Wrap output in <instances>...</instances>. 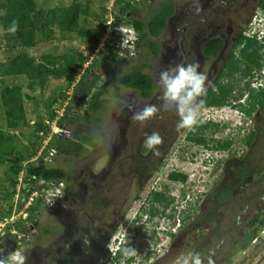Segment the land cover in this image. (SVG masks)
I'll use <instances>...</instances> for the list:
<instances>
[{
	"label": "rangeland",
	"instance_id": "374dc122",
	"mask_svg": "<svg viewBox=\"0 0 264 264\" xmlns=\"http://www.w3.org/2000/svg\"><path fill=\"white\" fill-rule=\"evenodd\" d=\"M35 1L39 9H49L60 8L73 0ZM80 1L83 11L80 29L83 32L63 35L56 25L53 38L47 40L39 31L38 43L31 51L38 58L44 53H82L87 56L88 61L99 68L96 72L97 84L104 87L102 98L105 101L98 111H87L89 97L82 99L84 102L77 107L75 99L81 100V89L77 88L80 76L72 82H68L65 77L50 76L44 84H37L32 88L28 87V79L25 76L0 77L1 88L6 85L22 87L27 118L25 125L9 129L0 92V130L15 135L16 152L25 156L19 163H0V235L15 227L25 230L23 225L12 226L21 221L24 218L23 213L28 210L25 208L27 193L22 190L25 180L29 179L25 167L28 163L41 160L47 166L62 167L67 171L69 186L66 191L71 190L68 194L73 191L71 185L81 184L76 193L80 205L88 206L91 189L89 176L94 175L99 189L102 190L101 186H105L104 193L107 197L122 201L121 218L124 227L152 186L157 189L165 184L170 195L174 197L171 211H174L175 220H159L160 227L156 229L159 243L154 245L155 254L152 255H160L158 264H190L192 256L197 253L200 255L201 264H264V228L259 229L254 238V227L249 225L251 220L264 214V108L255 109L249 118L239 108L232 106L202 108L199 119H210L219 124L215 130L206 131L208 145L188 139L186 135L189 129H176L180 119L178 113L161 114L159 118L156 115L144 122L131 120L133 112L145 104H153L158 112L160 111L163 98L162 86L157 83L159 73L169 66L183 63L181 52H175L174 59L170 58V54L180 34L177 27L182 25V22L179 23L180 19L176 22V18L184 10L186 0H130L127 4L128 10L142 21L152 19L161 10H175V2L177 10L175 15L168 18L166 29L159 36L151 37L162 46L159 56L152 55L146 38H143L138 44L137 53L125 59L120 50L110 46L113 44L115 47V38L109 37L103 42L104 34H100L104 20H101L98 14L105 8V18L106 10L112 3V9L118 11L120 4L117 5V0H91L89 4L85 0ZM4 13L0 9V62L6 61L19 51L9 48L3 37L1 18ZM106 64L116 67L112 70L105 67ZM148 65H151V68ZM135 70L148 71L154 78L156 89L150 99L142 100L139 90L125 86V78ZM208 81L212 83V79ZM205 83L207 85L208 82ZM257 86L258 83H255V87ZM54 97L59 98L56 103L59 110L51 120L48 103ZM65 105L72 107V115L69 113L63 123L72 132L71 140L67 142L84 141L85 150L80 155L68 156L59 151L53 152V147L48 145L50 141L59 142L56 135L59 125L56 121L61 118L60 110L66 108ZM38 122L43 125V134L41 131L39 133L45 135L43 139L35 133ZM240 123L243 124L242 127L239 126ZM251 131H255L254 138L250 144H246L245 138ZM153 132L160 135L161 142L149 148L145 139ZM225 139H232L233 143L229 148L221 149L215 146L217 142L221 143ZM35 148H38L37 153L30 156V152ZM112 153L113 156L110 157ZM140 153H144L146 158L159 157L153 175L147 177L142 173L145 179L142 191L138 187L140 175L128 176L137 171L142 172ZM148 167L150 166L147 165L146 168ZM174 171L186 173V181L171 180L169 174ZM41 183L43 181L35 188L46 184L44 182L37 187ZM47 184V187H52V182ZM137 193H140L138 198L135 197ZM32 204L34 211L30 213L37 216L41 212L39 218L49 223V204L41 198H37ZM170 221H175L177 236L175 248L171 253H166L170 245L166 232ZM197 227L203 229L197 230ZM172 228L173 223L169 229L174 230ZM146 238L149 237L142 239L144 250L152 246V240ZM138 256L142 258V255ZM149 261L143 260L141 263L149 264Z\"/></svg>",
	"mask_w": 264,
	"mask_h": 264
},
{
	"label": "flooded vegetation",
	"instance_id": "af4514ba",
	"mask_svg": "<svg viewBox=\"0 0 264 264\" xmlns=\"http://www.w3.org/2000/svg\"><path fill=\"white\" fill-rule=\"evenodd\" d=\"M176 10L175 2V10L171 16L176 14ZM178 21L182 22V25L177 27L180 34L171 49L170 58L174 59L175 52H181L183 63L198 62L199 70H202L208 79H212L211 86L207 87L205 95L198 98L197 102L200 99L206 100L212 91L220 92L222 87H230L231 98L227 106L239 108L247 118L251 117L255 109L264 108L252 97V94L264 88V42L259 39L260 33L264 32V0H186L184 10L177 15L176 22ZM139 43L140 41L137 48ZM161 47L160 44V52ZM160 52L153 56H159ZM256 53L259 54L258 66H255L253 59ZM115 67L107 65V68L112 70ZM148 67L151 68V65ZM152 79L155 83L154 92L156 82L153 77ZM255 83H258L257 87ZM140 95L142 100L150 99L152 96L146 98L141 92ZM165 103L162 99L160 111L154 116L158 115L159 118L165 113L177 114L175 107L167 111L162 110ZM215 106L203 105L202 108ZM250 107L252 112L248 114L245 108ZM189 131L190 129L188 133ZM253 133L255 134V131H251L248 136ZM140 154L142 172L137 171L128 176L140 175L138 187L142 191L145 180L142 173L147 177L153 175L159 157L146 158L144 153ZM112 156L113 153L110 157ZM147 165L150 167L146 168ZM89 177L91 189L88 206L80 205V201L76 199V193L79 191L77 189L81 184L71 185L73 191L68 194L67 192L71 190L66 191V187L69 186L66 179V182L60 183L62 186L60 196L47 207L50 212L47 218L51 221L43 222L39 218L41 214L39 212V216L32 215V219L24 225V231L16 229L18 235L12 233V229L2 232L0 255L16 242L15 251L24 255V264H143L141 261L148 259L149 264H158L160 255L155 257L152 255L155 254L154 245L159 243L156 231L160 227L159 220L174 219V211H171L174 197L170 195L168 187L165 184L157 189L152 186L134 216L124 227L121 218L122 201L107 197L104 193L105 186H101L100 190L94 175ZM158 193L164 194L163 200L158 199ZM139 195L140 193H137L135 197L138 198ZM28 215L27 213L25 218ZM170 222L168 226L171 227L173 223L174 229L175 221ZM252 222L253 220L249 225L252 226ZM169 227L166 232L170 238V245L166 253H171L175 248L177 236L176 229L170 230ZM200 228L203 229V227L195 229ZM145 237L152 240V246L147 250H144L142 241ZM125 248H133L135 252L124 256L122 250ZM138 254L142 255V258H138ZM7 257L10 259V254L5 258Z\"/></svg>",
	"mask_w": 264,
	"mask_h": 264
},
{
	"label": "trees",
	"instance_id": "16d2710c",
	"mask_svg": "<svg viewBox=\"0 0 264 264\" xmlns=\"http://www.w3.org/2000/svg\"><path fill=\"white\" fill-rule=\"evenodd\" d=\"M87 4L91 0H85ZM130 0H117V5L120 4L118 11L116 12V19H131L133 26L139 34V41L146 38L147 47L149 48L152 55L156 56L160 52V44L158 41L153 40L151 37L159 36L167 26V19L171 16L174 10L169 12L163 10L149 19L148 21H142L135 18L131 11L128 10ZM0 9L5 13L1 18L3 37L7 41L9 48L19 49V51L12 55L6 61L0 62V77L9 75H21L28 79V87L32 88L37 84H44L48 77L54 78L65 77L68 82L75 81L79 77L77 82V88L81 89L83 98L89 97L87 104V111H98L102 108L105 99L102 98L104 94V87L97 84L98 81V67H94L93 63L90 62L85 68L84 64L88 61V57L82 55V53H71V54H52L44 53L38 58L31 49L34 48L37 43V33L42 32L45 39L50 40L55 34L54 26H58V31L65 35L66 33L72 32H83L80 29V17L82 14V6L80 0H73L70 4L62 6L60 8H49L39 9L35 0H2L0 3ZM174 9V8H173ZM105 8L98 14V17L104 23V26L100 34H104L106 31V18L103 17ZM108 10H106L107 13ZM15 20L17 27L15 32H9L7 29L11 25V22ZM118 21H116L117 24ZM256 42V41H255ZM112 49L117 50L113 44H110ZM255 66L259 65V54L253 56ZM106 64L105 67H107ZM124 84L127 88L136 89L141 94L148 98L152 95L155 88V83L151 75L147 71L135 70L128 74L124 80ZM95 88V89H94ZM230 87H222L220 92L212 91L208 94V97L204 101L203 105H216L224 106L230 103ZM2 105L5 110V117L7 127L9 129H15L23 126L27 123L24 100L25 96L22 87L19 85H6L3 88L0 87ZM252 97L256 99L264 107V88L260 91L252 94ZM59 98L54 97L48 103V109L50 110V119L53 120L56 117V113L59 110L56 106ZM76 103L82 105L84 102ZM71 105L66 106L65 114L61 115V118L57 120L59 126L63 125L66 118L71 113ZM86 111V112H87ZM248 114H251L252 107L245 108ZM63 116V117H62ZM203 123L199 126H195L194 129H190L187 138L196 142L208 145V139L206 138V131L208 129L218 128V122L201 119ZM43 125L38 122L36 124L35 133L39 135ZM43 134V131H41ZM254 134V133H253ZM253 134L245 138L246 144H250ZM14 134L9 131L0 130V163H19L25 159L23 154H17V144L14 141ZM45 135H39L41 139ZM58 137V141H50L49 146L54 147L56 151H59L65 155H80L85 150L84 141H72L71 138ZM232 144L231 139H225L221 143H216L215 146L221 149H226ZM35 148L30 152V156L37 153ZM26 172L28 180H25V185L22 190L29 195L36 185L45 181L46 185L48 182L61 183L64 182L68 176V173L62 167H50L47 166L41 160L36 163H28L26 165ZM171 180H177L185 182L187 175L184 172H171L169 174ZM43 186V187H44ZM158 199L163 200L164 194L158 193ZM35 204V203H34ZM34 204H31L27 210L29 214L26 218H22L21 221L14 223L12 226L25 225L30 219L34 211ZM1 220V216H0ZM25 220L22 224L21 222ZM253 237L256 238L259 229L264 228V214L259 215L252 222ZM16 228V227H15ZM18 229V228H17ZM10 230V229H9Z\"/></svg>",
	"mask_w": 264,
	"mask_h": 264
},
{
	"label": "clouds",
	"instance_id": "9594fccd",
	"mask_svg": "<svg viewBox=\"0 0 264 264\" xmlns=\"http://www.w3.org/2000/svg\"><path fill=\"white\" fill-rule=\"evenodd\" d=\"M121 20L126 22L129 21L127 19ZM16 27V21L13 20L7 30L9 32H15ZM259 36H261L259 39L264 42V32L260 33ZM199 69L200 65L198 62L180 63L169 66L159 73L157 83L162 86V98L166 102L162 110L167 111L175 107L180 117L176 124L177 130L194 129L195 126H199L203 123V120L199 119V116L204 101L200 99L197 102V98L205 95L207 87L211 86V81H208L206 85L205 82L208 78L206 74ZM129 110H132L131 106ZM156 113H158V109L155 105L145 104L142 108L133 112L131 120L144 122L153 117ZM239 126L242 127L243 124L240 123ZM145 142L149 148H152L154 145L161 142V137L158 133L153 132L150 136L146 137ZM134 252L135 250L133 248H125L122 250V255L127 256ZM10 256L14 258L12 264H24L25 257L23 254L13 252ZM0 264H9V258H0ZM190 264H201L199 253L192 256Z\"/></svg>",
	"mask_w": 264,
	"mask_h": 264
},
{
	"label": "built area",
	"instance_id": "2783aa9c",
	"mask_svg": "<svg viewBox=\"0 0 264 264\" xmlns=\"http://www.w3.org/2000/svg\"><path fill=\"white\" fill-rule=\"evenodd\" d=\"M147 1H151V0H147ZM112 7H113V3L111 7L110 6L108 7V11L105 16L106 31L104 33V36L102 37V41L104 42L109 37L115 38L116 40L115 48L121 51L120 54H122V57L124 59L133 57L135 55L137 43L139 41V34L137 30L135 29V27L133 26L132 21L126 22V21L121 20V18L116 19V16H115L116 12L112 9ZM116 21H118L117 24H116ZM259 38H261V36H259ZM89 63L90 61H87L84 64V67L86 68L89 65ZM79 96L81 100L84 99L82 96V93H79ZM65 110L66 108H62L60 110L61 111L60 116L61 114L62 115L64 114ZM70 114L72 115V113ZM56 135L58 137L71 138L72 132L65 125H61L56 128ZM51 185L52 187L42 186L40 188H34L29 195H26L25 197L27 199L26 200L27 202H26L25 208H29V206L37 198L43 199L46 204H49V205L52 204L54 201V198L60 196L62 192V186L60 183H58V185H55L53 184V182ZM23 214H24L23 217L25 218L27 212H24ZM11 231L12 233H15L18 235L15 228L12 229ZM13 259L14 258L10 256L9 264H12Z\"/></svg>",
	"mask_w": 264,
	"mask_h": 264
},
{
	"label": "water",
	"instance_id": "95a60500",
	"mask_svg": "<svg viewBox=\"0 0 264 264\" xmlns=\"http://www.w3.org/2000/svg\"><path fill=\"white\" fill-rule=\"evenodd\" d=\"M44 183V181H43ZM43 183L39 184L37 187H40ZM16 249V242H14V244L9 247L8 249H6L5 251H3L0 255V258H5L7 255L11 254L12 252H14Z\"/></svg>",
	"mask_w": 264,
	"mask_h": 264
},
{
	"label": "crops",
	"instance_id": "0c3cea01",
	"mask_svg": "<svg viewBox=\"0 0 264 264\" xmlns=\"http://www.w3.org/2000/svg\"><path fill=\"white\" fill-rule=\"evenodd\" d=\"M169 17H170V16H169ZM54 151H55V152H57V151H56V149H54V147H53V152H54ZM50 154H53V153H52V152H50Z\"/></svg>",
	"mask_w": 264,
	"mask_h": 264
}]
</instances>
